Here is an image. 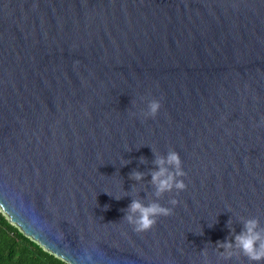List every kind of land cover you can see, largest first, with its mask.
Masks as SVG:
<instances>
[{
  "label": "water",
  "instance_id": "1",
  "mask_svg": "<svg viewBox=\"0 0 264 264\" xmlns=\"http://www.w3.org/2000/svg\"><path fill=\"white\" fill-rule=\"evenodd\" d=\"M0 210L67 264H249L216 242L264 227V0H0Z\"/></svg>",
  "mask_w": 264,
  "mask_h": 264
},
{
  "label": "clouds",
  "instance_id": "2",
  "mask_svg": "<svg viewBox=\"0 0 264 264\" xmlns=\"http://www.w3.org/2000/svg\"><path fill=\"white\" fill-rule=\"evenodd\" d=\"M161 108L159 100L152 99L147 105L145 117H155ZM144 163V158H140ZM155 170L150 171V184L154 188V195L160 198L166 192H172L174 189L183 191L186 188L185 183L180 177L186 173L182 170V162L179 154L174 150H169L166 155H155L153 161ZM144 173L133 171L129 178L141 181ZM169 203L174 207L178 201L171 199ZM173 212L172 208L161 206L156 201L144 204L140 199H132L125 210L123 218L133 226L134 231L143 232L150 230L161 216H169ZM243 228L239 234H235L232 241L225 238L223 242H216V249L223 250L220 254L224 259L232 257H245L249 264H262L264 262V227L260 225L257 218L244 219ZM230 223V222H229ZM231 231V230H230Z\"/></svg>",
  "mask_w": 264,
  "mask_h": 264
},
{
  "label": "trees",
  "instance_id": "3",
  "mask_svg": "<svg viewBox=\"0 0 264 264\" xmlns=\"http://www.w3.org/2000/svg\"><path fill=\"white\" fill-rule=\"evenodd\" d=\"M0 264H67L24 235L0 210Z\"/></svg>",
  "mask_w": 264,
  "mask_h": 264
}]
</instances>
